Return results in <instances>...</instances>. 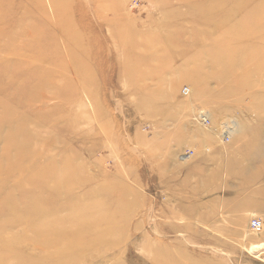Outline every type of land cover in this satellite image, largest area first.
Here are the masks:
<instances>
[{"label":"rangeland","instance_id":"rangeland-1","mask_svg":"<svg viewBox=\"0 0 264 264\" xmlns=\"http://www.w3.org/2000/svg\"><path fill=\"white\" fill-rule=\"evenodd\" d=\"M27 1L0 0V264H264V26L233 11L260 0Z\"/></svg>","mask_w":264,"mask_h":264},{"label":"bare ground","instance_id":"bare-ground-1","mask_svg":"<svg viewBox=\"0 0 264 264\" xmlns=\"http://www.w3.org/2000/svg\"><path fill=\"white\" fill-rule=\"evenodd\" d=\"M37 1H38V3H40L39 0H28L27 1V4H28V6H31V5L37 6L38 5ZM53 2H54V0H52V3ZM56 5H58V4L56 3ZM241 9L240 8H237V6H235V8H234L233 11L235 12L236 15H240V13H241V15L243 14V16H244L245 19L249 15H254V14L257 13L256 15H259L260 17H257L256 19H263L262 22L260 21L259 25L260 26H264V0H260L259 6L254 11L253 10L243 11ZM52 14L54 15L53 19L55 21H57L56 17L57 18L59 17V12L57 11L56 6L53 7ZM252 35L250 34L249 37L248 36H246V37L249 39V38H251ZM75 37L78 38V34H76ZM172 43H173V40L171 41V44L170 43H168V44H170L173 47V44L174 43L173 44ZM71 44H73V43L71 42ZM186 44H188V46H189L188 49L195 47V42H186ZM177 45H178V43H177ZM246 45H248V44H246ZM242 48H244V47H242V46H238L237 47L238 50L239 49H242ZM222 71H223V69H222ZM12 80H13V78H12ZM13 82L17 86H19V83L18 82L14 81V80H13ZM16 85L9 84V83L2 84V85H0V92L1 91H4V93H7V96H8V94L11 93V90H16L17 89V86ZM148 86L151 87V84H148ZM148 86H142V88H136V92L138 91L140 94H142L143 93V89L147 88ZM145 91H149V89H147ZM8 98L11 99V100H13V99L18 100L17 97H8ZM7 127L9 128V132L7 133V136L5 137L4 135L6 134V128ZM13 127L14 126L11 123V121H6V122L3 123V121L0 120V144L1 143L4 144L3 149L1 150V148H0V176H4V177L10 175L12 173V169H13L12 162H11V158H10L11 157V152H12V147H13V141L16 139L12 135L15 132L14 130L12 131ZM222 129H223V135H225V134H228L231 131L232 127L231 126H226V127L224 126ZM6 202H9V199H7V198H0V205L3 204V203H6ZM51 230H53V228ZM42 235L44 237L46 235V233H44ZM48 235H49V233H48Z\"/></svg>","mask_w":264,"mask_h":264},{"label":"built area","instance_id":"built-area-1","mask_svg":"<svg viewBox=\"0 0 264 264\" xmlns=\"http://www.w3.org/2000/svg\"><path fill=\"white\" fill-rule=\"evenodd\" d=\"M190 92H191V90L189 88H187V87L184 88L183 91H182V93H183L184 96H188L190 94ZM201 119H202V121H203V123L205 125L206 124L207 125L210 124V120L208 119L207 116H201ZM231 122H234L236 125L234 126L233 129H231V131L228 134H225L224 135L226 141H229L232 138V135L236 132L237 127H238V121H237V119L233 118V119H231ZM226 126H228V122L226 123L225 127ZM192 154H194V152L186 151L183 156H185L187 158H191L193 156ZM250 228H251V230L254 233L261 234L264 231V221L262 219H260V218H253L250 221Z\"/></svg>","mask_w":264,"mask_h":264}]
</instances>
